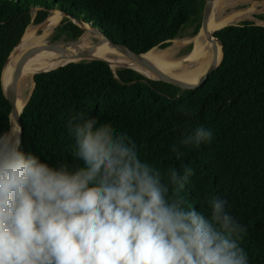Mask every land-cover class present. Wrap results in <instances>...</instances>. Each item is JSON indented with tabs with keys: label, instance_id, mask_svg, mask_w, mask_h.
<instances>
[{
	"label": "trees",
	"instance_id": "obj_1",
	"mask_svg": "<svg viewBox=\"0 0 264 264\" xmlns=\"http://www.w3.org/2000/svg\"><path fill=\"white\" fill-rule=\"evenodd\" d=\"M204 1L0 0V130L10 122L4 63L28 25L42 23L51 10L67 15L54 29V41L77 40L83 33L79 20L142 54L167 47L187 28L196 35ZM257 17L264 21V14ZM213 34L222 43V59L195 90L148 79L128 67L114 71L102 59L35 74L20 115L21 150L52 166H82L68 120L77 113L94 117L126 134L142 161L161 170L192 168L180 193L186 206L208 216L206 197L223 199L225 210L246 229L238 243L248 264H264V26L245 20ZM197 126L209 129L212 138L184 149L177 160L170 146L182 130Z\"/></svg>",
	"mask_w": 264,
	"mask_h": 264
},
{
	"label": "clouds",
	"instance_id": "obj_2",
	"mask_svg": "<svg viewBox=\"0 0 264 264\" xmlns=\"http://www.w3.org/2000/svg\"><path fill=\"white\" fill-rule=\"evenodd\" d=\"M68 128L82 166L21 150L14 118L0 130V264H248L246 229L223 199L206 197L208 216L186 206L192 168L142 161L126 134L83 113ZM211 138L185 128L170 151L181 160Z\"/></svg>",
	"mask_w": 264,
	"mask_h": 264
},
{
	"label": "bare ground",
	"instance_id": "obj_3",
	"mask_svg": "<svg viewBox=\"0 0 264 264\" xmlns=\"http://www.w3.org/2000/svg\"><path fill=\"white\" fill-rule=\"evenodd\" d=\"M243 2V1H242ZM251 2V1H250ZM231 5V0H216L208 14L206 21V29L200 30L195 36H192L183 41L184 44H192L193 48L188 56L178 58L176 56L177 50L175 46L177 44L174 41V46H170L164 50L151 49L147 53L141 56V60L145 64L152 66L157 72L166 74L167 76L181 80L187 83L197 82L198 78L206 72L207 68L212 63H219L221 58V46L220 43L213 38V32L216 28L225 26L236 19L240 13H234L229 16H225L222 10ZM253 5V4H252ZM246 8V7H245ZM256 11V10H255ZM81 24V23H80ZM82 25V24H81ZM55 22L48 20L43 23L41 35L33 41V31H25L22 37V43L16 49L15 54L10 58L5 65L3 74V88L7 96H9V90L11 85L12 71L16 65V62L21 55V52L32 46L43 44L47 41L49 33L54 28ZM88 28V32L94 34L97 38H102V34L97 29H92L89 25H85ZM29 27V26H28ZM91 33H82L76 42L68 44L65 48H60L56 45V48L42 47L37 52L32 54L24 63L17 89L16 95V117L15 121L20 115L21 109L25 104V90L30 85V81L33 84V76L39 72L47 71L56 68L60 65L67 63L71 57L77 56L80 52L87 50V59L103 58L110 66H128L131 67L148 78H156L155 72L144 68L137 62L128 58L123 53L113 48L109 43H101L99 45L90 46ZM93 40V39H92ZM49 41V40H48ZM108 47V48H105ZM186 61L181 66H177L178 63Z\"/></svg>",
	"mask_w": 264,
	"mask_h": 264
},
{
	"label": "water",
	"instance_id": "obj_4",
	"mask_svg": "<svg viewBox=\"0 0 264 264\" xmlns=\"http://www.w3.org/2000/svg\"><path fill=\"white\" fill-rule=\"evenodd\" d=\"M216 0H205L204 1V5H203V8H202V12H201V15H200V30H205L206 29V21H207V18H208V14L210 12V9L213 5V3L215 2ZM65 16H67L66 14H64ZM75 19V18H74ZM79 23H81L79 20H77ZM29 26V25H28ZM28 28V27H27ZM26 28V29H27ZM93 29V28H92ZM26 31V30H25ZM198 31V32H199ZM25 33V32H24ZM214 33V32H213ZM102 34V33H101ZM24 35V34H23ZM23 37V36H22ZM213 38L215 40H217L219 43H220V46H221V58H220V61L219 63L216 65V63H212L210 64V66L207 68L206 72H204V74H202L196 84L197 86L195 87H191L190 85L192 83H187V82H183L181 80H178V79H175L173 77H170V76H167L166 74H162L160 72H157L152 66L148 65V64H145L144 62H142L141 60H138V58L141 59V56L144 55L145 53H136L134 52L133 50H131L130 48H128L127 46H125L124 44H120L118 42H115L114 40H112L111 38L107 37L106 35L102 34V38H98L96 41H93L90 46H95V45H98V44H101L102 43H109L113 48H115L116 50H118L119 52L123 53L125 56H127L128 58H131L132 60H134L135 62H137L139 65L143 66L144 68H147L148 70L152 71V72H155L157 77L156 78H148V79H152V80H160V81H164V82H167V83H170L180 89H184V90H195L197 89L198 87H200L206 80L207 78L209 77V75L219 66L220 62H221V59H222V55H223V51H222V43L220 40H218L214 34H213ZM77 40L73 41V42H76ZM22 43V38L20 39V41L17 43V45L12 49L11 53L9 54L6 62L4 63V66H3V69H2V74H3V71H4V67L5 65L8 63V61L10 60V58L13 56V54H15V51L16 49L20 46V44ZM42 47H49V48H56V42H45L43 44H38L36 46H32L30 48H27L25 49L24 51L21 52V55L19 56L17 62H16V65L12 71V75H11V85H10V90H9V96H7L6 94V97L7 99L9 100L10 102V114H9V118H10V121H11V117H16V95H17V85H18V82H19V78H20V73H21V69L24 65V63L26 62V60L32 55L34 54L35 52L38 51L39 48H42ZM153 49V48H152ZM151 50V49H150ZM149 50V51H150ZM148 52V51H147ZM146 52V53H147ZM87 58V50H84L82 52H80L77 56L75 57H71L70 60L63 64V65H60L58 67H61V66H64L70 62H79V61H83V60H91V59H86ZM95 59H102L104 61H106L105 59L103 58H95ZM107 62V61H106ZM108 63V62H107ZM110 65V64H109ZM56 67V68H58ZM56 68H53V69H56ZM133 69V68H132ZM52 70V69H50ZM135 70V69H134ZM49 71V70H47ZM115 71V70H114ZM137 71V70H136ZM45 72V71H43ZM139 72V71H137ZM41 73V72H39ZM141 73V72H139ZM38 74V73H37ZM142 74V73H141ZM144 75V74H143ZM145 76V75H144ZM146 77V76H145ZM35 82H34V79H33V86H34ZM32 90H33V87H32ZM32 90H31V93H32ZM5 93V92H4ZM30 93V95H31ZM29 95V97H30ZM29 99V98H28ZM27 102V101H26ZM25 102V104H26ZM25 104L23 105L22 109H21V112L25 106ZM21 112H20V115H21ZM20 115L19 117L17 118L16 122L20 125L22 131H21V134H20V140L22 138V135H23V127H22V123H21V120H20Z\"/></svg>",
	"mask_w": 264,
	"mask_h": 264
},
{
	"label": "rangeland",
	"instance_id": "obj_5",
	"mask_svg": "<svg viewBox=\"0 0 264 264\" xmlns=\"http://www.w3.org/2000/svg\"><path fill=\"white\" fill-rule=\"evenodd\" d=\"M243 1V2H242ZM251 1V2H250ZM253 4V5H252ZM246 7V8H245ZM256 10V11H255ZM222 13L225 15V16H229V15H232L234 13H240L235 20H233V22L229 23V24H235V23H238V22H241V21H245V20H249V21H252L258 25H262L264 26V21L259 19L257 17V15L259 14H264V0H259V1H254V0H231V5L230 6H227L225 7L223 10H222ZM66 19V16L60 12V11H57V10H51V15L46 19L44 20L42 23L40 24H33L31 23L29 26V31H33V34H32V38L30 39V41H33L35 40L36 38H38L40 35H41V32H42V25L44 22L48 21V20H53L55 22V26L54 28L51 30V32L49 33V36L47 38V41L46 42H56V45L60 48H65L66 46H68V44L72 43L73 41H63L62 39H59L58 41H54L53 40V35H54V29L56 28V26L59 25V23ZM79 23V22H78ZM82 24V25H81ZM79 23L80 27L82 28L83 30V33H91V32H88L90 30H88V28H86L87 24H84V23ZM225 25H228V24H225ZM221 28V27H220ZM219 28H216L215 30H217ZM192 30H193V27H190V28H187L184 30V32L177 38L173 39L169 45L165 48H159V47H155V49L157 50H164V49H167L169 48L170 46H174V41L177 42L176 46H175V50H177V53H176V56L178 58H183V57H186L189 55V53L191 52L192 48H193V45L192 44H184L183 41L185 39H188L190 37H192ZM82 35V34H81ZM80 35V36H81ZM105 35V34H104ZM79 36V37H80ZM195 36V35H194ZM108 37V36H107ZM90 39H91V43L93 41H96L98 38L91 33V36H90ZM93 39V40H92ZM49 40V41H48ZM90 43V44H91ZM102 43V42H101ZM106 43V42H105ZM99 45V44H98ZM105 48H108V47H105ZM87 59V58H86ZM186 62V61H185ZM184 61L178 63V67L183 65V63H185ZM121 67H128V66H117V67H112L111 68L113 70H116L117 68H121ZM128 68H131V67H128ZM19 84V82H18ZM32 87H33V84L32 82L30 81V85L27 86L26 90H25V97H24V100L25 102L28 100L29 98V95L31 93V90H32ZM17 89H18V85H17Z\"/></svg>",
	"mask_w": 264,
	"mask_h": 264
}]
</instances>
